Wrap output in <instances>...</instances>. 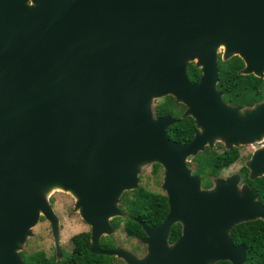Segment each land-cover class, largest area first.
<instances>
[{"label":"water","instance_id":"obj_1","mask_svg":"<svg viewBox=\"0 0 264 264\" xmlns=\"http://www.w3.org/2000/svg\"><path fill=\"white\" fill-rule=\"evenodd\" d=\"M223 61L239 56L243 75L264 78V0H0V264H25L20 251L42 217L63 256L59 218L47 200L70 192L91 228L93 254L127 264H245L232 229L264 221V204L240 174L205 189L188 159L221 141L226 150L264 137V101L227 104ZM201 69L198 83L189 65ZM171 96L193 118V140L169 137L178 122L156 116ZM164 168L169 213L137 220L148 254L100 248L116 228L120 199L139 188L141 169ZM264 177V148L246 166ZM182 234L169 242L173 226Z\"/></svg>","mask_w":264,"mask_h":264},{"label":"trees","instance_id":"obj_2","mask_svg":"<svg viewBox=\"0 0 264 264\" xmlns=\"http://www.w3.org/2000/svg\"><path fill=\"white\" fill-rule=\"evenodd\" d=\"M243 68L244 63L239 57H233L227 61L219 60L218 89L224 91L223 99L227 104L241 109L264 101V80L253 75L240 74L239 70ZM189 75L193 82L198 83L202 71L196 64L191 63ZM185 109V106L177 104L173 97H167L166 102L155 109L157 116L172 115L174 118H178V122L169 128L168 134L173 141L182 145L191 142L198 132L193 118H182ZM240 158L239 148L224 150L220 154L209 151L200 153L192 158L196 164L194 174L201 176L203 188H212L214 181L220 177L222 171L238 162ZM154 167L155 172L161 168L159 164H155ZM249 173L247 167H243L240 171L242 183L256 189L259 200L264 204V177L252 180ZM134 194V198L125 203L124 230L129 237L141 240L146 237V234L137 220L151 227L162 224L169 213L168 197L165 194L151 192L144 187H140ZM112 224L115 228H119L120 218H116ZM181 234L182 226L180 224L173 226L169 242L173 244ZM79 238L81 239L76 235L72 239L76 246L63 262L52 263L48 258H45L43 252H39L34 257L25 256L26 262L27 264H116L118 262L115 257L91 253L90 243L83 242ZM231 238L235 245L247 246V262L245 264H264V221L256 220L236 225L231 231ZM110 242L105 250L111 251L116 248V243L113 240ZM217 264L231 263L224 261Z\"/></svg>","mask_w":264,"mask_h":264},{"label":"rangeland","instance_id":"obj_3","mask_svg":"<svg viewBox=\"0 0 264 264\" xmlns=\"http://www.w3.org/2000/svg\"><path fill=\"white\" fill-rule=\"evenodd\" d=\"M223 53H224V49L221 48L219 50V56L220 55L223 56ZM166 98L167 97L159 99L154 102L153 105L154 112L156 107L166 102ZM263 148H264V137L260 141H257L253 144L241 145L239 147L241 158L231 167L223 170L219 178L227 180L230 177L239 174L240 170H242L243 167H246L247 164L250 162V160L253 158V155L258 150ZM226 149H227L226 146L221 141H217L215 142L214 146L212 147L207 146L206 149L201 153L209 151L215 154H220ZM192 158L193 157H190L188 159V165L190 164L189 168L194 173L196 164L192 160ZM153 166L154 164H148L142 167L141 175L139 176L140 178L139 188L144 187L145 189L151 192L166 194L165 191L162 189V185L164 183V168L161 167L159 169V172L155 173ZM242 184L243 183L241 182L240 188L243 187ZM135 191L136 190L129 191L127 192L128 194H126L125 196L123 193L120 199V203L118 204L119 209L122 212V214L117 217L120 218V227L116 228L115 232L110 236V238L116 243L117 247L132 253L138 259H143L148 254V245L143 241H139L136 238L129 237L124 230V221L126 219L125 203L128 200L134 198ZM47 200L49 201V204L52 207L54 213L59 218L61 248L65 251L66 253L65 255L69 256L72 253L74 247L76 246L74 240L72 239L77 234H79L78 236L81 237V239L79 238L81 241L90 243L89 242L90 227L82 220L81 216L76 211L75 206L77 201L76 198L73 196V194L55 188L48 192ZM115 219L116 218L110 221L111 224L112 222H114L113 220ZM33 234H34L33 237H30L27 240L26 244L23 246L22 250L20 251V255L24 263L27 264L25 256L34 257L40 251L43 252L45 258H48V260H50L52 263H56L58 259L55 260L53 257L55 255V251L57 252V248L55 245L51 224L44 217H42L40 223L35 228H33ZM57 257H58V252H57ZM62 258H64V254L60 259ZM117 260L118 263L120 264H127L124 259L117 258Z\"/></svg>","mask_w":264,"mask_h":264},{"label":"flooded vegetation","instance_id":"obj_4","mask_svg":"<svg viewBox=\"0 0 264 264\" xmlns=\"http://www.w3.org/2000/svg\"><path fill=\"white\" fill-rule=\"evenodd\" d=\"M234 57H239V56H234ZM240 59H241V57H239ZM220 59H222V56L220 55V58H219V60ZM223 60V59H222ZM242 60V59H241ZM243 61V60H242ZM243 63H244V68H245V62L243 61ZM243 68V69H244ZM243 69H241V70H239V73L241 74V71L243 70ZM243 75V74H242ZM251 75H253V76H255L254 74H251ZM251 75H245V76H251ZM255 77H257V76H255ZM257 78H261L262 80H264V78L263 77H257ZM263 101V100H262ZM235 107V106H234ZM154 167V166H153ZM154 171H155V167H154ZM241 171V170H240ZM159 172V170L157 171V172H155V173H158ZM223 172V171H222ZM240 174V173H239ZM126 194H128L127 192L126 193H124V196L126 195ZM166 195V194H165ZM42 220H44V219H42ZM114 221V220H113ZM77 235H79V234H77ZM139 240V239H138ZM143 239H141V240H139V241H142ZM110 241H112V239L110 238V236H103L102 238H101V240H100V248L103 250V251H110V250H105V247L107 246L108 247V243H111ZM90 243H91V228H90ZM90 247H91V244H90ZM116 248H117V245H116ZM115 248V249H116ZM41 252V251H40ZM62 253L64 254V258H62V259H60V258H58L57 257V252L55 251V255H54V259L56 260V259H58V262H61V261H63L64 259H65V251L62 249ZM50 258H52V257H50ZM116 264H120V263H116Z\"/></svg>","mask_w":264,"mask_h":264},{"label":"bare ground","instance_id":"obj_5","mask_svg":"<svg viewBox=\"0 0 264 264\" xmlns=\"http://www.w3.org/2000/svg\"><path fill=\"white\" fill-rule=\"evenodd\" d=\"M221 48H223V49H224V46H222Z\"/></svg>","mask_w":264,"mask_h":264}]
</instances>
